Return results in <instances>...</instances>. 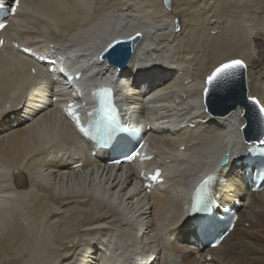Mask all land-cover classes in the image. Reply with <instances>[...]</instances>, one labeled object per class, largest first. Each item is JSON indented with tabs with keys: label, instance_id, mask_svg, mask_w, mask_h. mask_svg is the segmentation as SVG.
<instances>
[{
	"label": "bare ground",
	"instance_id": "obj_1",
	"mask_svg": "<svg viewBox=\"0 0 264 264\" xmlns=\"http://www.w3.org/2000/svg\"><path fill=\"white\" fill-rule=\"evenodd\" d=\"M222 1L172 0L168 13L162 0H24L16 28L0 38L37 48L53 43L46 53H60V62L71 67L85 62L71 58L72 52L99 61L110 37L142 35L120 74L97 66L93 74L84 69L80 81L86 80L84 92L112 86L126 124L149 129L167 183L144 194L134 175L91 157L57 115L52 99L58 95L48 76L41 68L30 76L31 61L5 48V42L0 47V264H18L16 257L26 258L24 264L151 259L152 264H207L188 246L184 226L194 190L212 174L222 204L243 196L245 206L232 233L208 251L211 263L264 264V192L250 194L231 166V158L248 149L240 132L244 118L239 112L207 114L202 104L207 76L233 59L246 64L248 97L264 104V0H230L224 17ZM175 18L178 33L171 31ZM80 31L83 36L67 44ZM122 73H131L127 82ZM165 73L169 80L162 83ZM9 113L33 121L13 128L20 119L5 122ZM186 120L192 130L179 125ZM222 156L228 157L224 167L218 164ZM75 163L80 165L73 169Z\"/></svg>",
	"mask_w": 264,
	"mask_h": 264
},
{
	"label": "water",
	"instance_id": "obj_2",
	"mask_svg": "<svg viewBox=\"0 0 264 264\" xmlns=\"http://www.w3.org/2000/svg\"><path fill=\"white\" fill-rule=\"evenodd\" d=\"M164 8L169 12L172 0H162ZM174 33H178L181 30L180 22L178 18L173 19ZM178 29V30H177ZM119 40L121 43L116 44ZM140 40L139 35H134L129 39L117 38L108 44L105 50L102 52L100 61H106L108 66L116 67L119 70L126 68L130 62L135 47ZM113 47L116 50L122 51L123 56L119 61L113 59L112 51ZM247 85H246V72L245 69L241 70L238 76L232 80L228 85L222 88H212L205 93V103L210 108L211 104L226 106L229 111H233L239 108L243 114L245 125L242 127L241 132L243 135V141L246 144L254 143L256 146H261V139H264V119L258 115V110L247 99ZM220 98V99H219ZM227 156H223L220 163L221 166H225Z\"/></svg>",
	"mask_w": 264,
	"mask_h": 264
},
{
	"label": "snow or ice",
	"instance_id": "obj_3",
	"mask_svg": "<svg viewBox=\"0 0 264 264\" xmlns=\"http://www.w3.org/2000/svg\"><path fill=\"white\" fill-rule=\"evenodd\" d=\"M17 5L19 4V0H16ZM165 3H168V0H165ZM5 25L0 24V29L4 28ZM178 30V29H177ZM139 35V34H137ZM2 43V42H0ZM121 43V41L117 40L116 44ZM113 59L116 61H119L121 57L123 56V52L116 50L113 47L112 51ZM246 68V64L239 60H230L226 63H222L218 67H216L210 75L206 78V85L205 93L210 91L212 88H222L226 85H228L232 80H234L241 70ZM35 70L33 69V72ZM105 94H107V90H105ZM250 103L254 106L255 109L258 110V115L264 119V104H261V102L255 98V97H248L247 98ZM72 105H69V110L71 114ZM89 115H93L92 113H89ZM98 116L99 119L96 120L93 124V126L89 129H85L79 122V118L76 117V126L79 128V131L86 137H95L97 135L103 134L106 137H110L115 132L119 131L121 128L120 120L117 115L116 109L112 107L110 104H108L105 101H101V106L98 109ZM261 144H264V139L260 140ZM156 176H159V172L157 171ZM212 177H209L208 179L204 180L201 186L197 190V196L195 198V201L193 203V209L196 212H204L207 211L211 202L206 199V196L204 195L205 189L209 182L212 180Z\"/></svg>",
	"mask_w": 264,
	"mask_h": 264
},
{
	"label": "rangeland",
	"instance_id": "obj_4",
	"mask_svg": "<svg viewBox=\"0 0 264 264\" xmlns=\"http://www.w3.org/2000/svg\"><path fill=\"white\" fill-rule=\"evenodd\" d=\"M230 3H231V1L230 0H225V1H222V3H221V11H220V13L219 14H221L223 17L225 16L224 15V12H225V9L230 5ZM226 58V57H225ZM233 60H235V59H233ZM219 66V65H218ZM246 70H247V68H245ZM246 83H247V76H246ZM248 85V84H247ZM248 89H249V87H248ZM250 91V90H249ZM20 259L19 260V263L18 264H24V262L26 263V258H21V257H16V258H14L13 260H15V259ZM16 263V262H15Z\"/></svg>",
	"mask_w": 264,
	"mask_h": 264
}]
</instances>
